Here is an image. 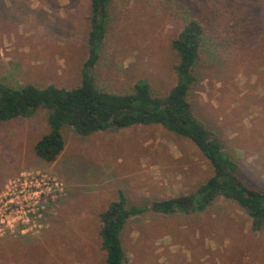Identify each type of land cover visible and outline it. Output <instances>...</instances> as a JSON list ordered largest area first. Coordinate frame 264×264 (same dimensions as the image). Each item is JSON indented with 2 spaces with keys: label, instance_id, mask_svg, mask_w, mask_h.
Wrapping results in <instances>:
<instances>
[{
  "label": "rangeland",
  "instance_id": "1",
  "mask_svg": "<svg viewBox=\"0 0 264 264\" xmlns=\"http://www.w3.org/2000/svg\"><path fill=\"white\" fill-rule=\"evenodd\" d=\"M89 0H0V82L20 87L80 82L88 55ZM197 17L219 49L203 51L188 100L264 191V0H111L94 82L129 90L146 79L157 94L175 83L171 40ZM45 111L0 121V264H104L98 214L121 189L129 204L188 194L212 167L187 138L160 124L79 136L64 130L54 161L36 155ZM123 264H264V225L224 199L202 212L128 218Z\"/></svg>",
  "mask_w": 264,
  "mask_h": 264
},
{
  "label": "trees",
  "instance_id": "2",
  "mask_svg": "<svg viewBox=\"0 0 264 264\" xmlns=\"http://www.w3.org/2000/svg\"><path fill=\"white\" fill-rule=\"evenodd\" d=\"M89 1L88 55L81 65L80 82L71 88L51 83L13 87L0 82V121L16 116L30 117L43 109L48 131L36 140L33 148L45 161H54L63 150L64 130L87 136L110 128L160 124L189 139L212 167V173L194 191L147 204H129L124 191L117 190L116 198L98 214L104 264H123L127 260L122 229L128 218L148 211L202 212L224 199L247 214L252 230H259L264 225V191L243 181L238 162L212 137L187 97L195 80L193 70L202 52L219 49L215 41L218 34L199 18L189 16L171 40L177 54L173 64L176 79L167 93H154L146 79H138L129 90L109 91L95 84L93 72L105 36L111 0Z\"/></svg>",
  "mask_w": 264,
  "mask_h": 264
}]
</instances>
